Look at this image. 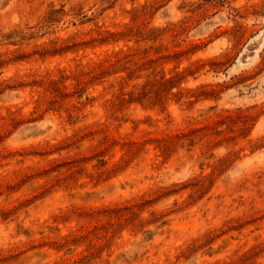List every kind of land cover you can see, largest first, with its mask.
<instances>
[{"label": "rangeland", "instance_id": "374dc122", "mask_svg": "<svg viewBox=\"0 0 264 264\" xmlns=\"http://www.w3.org/2000/svg\"><path fill=\"white\" fill-rule=\"evenodd\" d=\"M0 264H264V0H0Z\"/></svg>", "mask_w": 264, "mask_h": 264}]
</instances>
